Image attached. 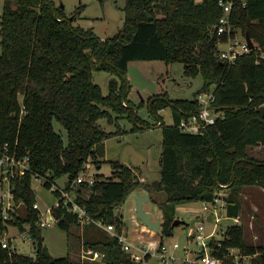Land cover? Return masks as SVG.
Listing matches in <instances>:
<instances>
[{
  "label": "trees",
  "instance_id": "1",
  "mask_svg": "<svg viewBox=\"0 0 264 264\" xmlns=\"http://www.w3.org/2000/svg\"><path fill=\"white\" fill-rule=\"evenodd\" d=\"M223 1L232 5L233 26L255 43L232 63L218 53V43L227 41L228 34L213 31L225 14L220 0H126L122 29L105 39L92 28L75 25L74 17H67L53 0H5L0 21V141L15 146L20 156L28 155L31 169L12 179L24 211L8 222L0 216V236L10 224L20 231L29 225L35 256L9 250L0 239V264H143L130 257L117 236L94 222L103 231L90 232L84 245L104 252L101 261L81 263L69 255L53 256L38 225L40 210L34 206L33 177H43L48 188L63 175L67 183L74 181L90 158L100 161L101 142L125 133L120 117L133 123V131L161 125V175L142 180L136 168L112 161L111 176L96 174L93 184L77 183L76 199L95 220L114 223L122 231L126 224L115 208L141 187L162 210L164 240L174 232L179 204L212 201L225 190L227 216L237 217L243 188H264V159L249 153L250 147L264 145V0ZM156 59L182 62L186 76H202V87L192 99H172L165 91L135 104L129 98L130 63ZM95 70L114 74L107 94L94 82ZM209 89L215 95L214 107L224 117L204 132L181 130L180 121L200 110L198 94ZM144 103L156 124L139 115ZM168 107L173 109L172 124L159 113ZM103 117L117 129L105 130L98 122ZM55 120L67 130L68 143L55 130ZM54 211L64 230L71 232L80 224L66 208ZM224 232L217 255L224 256L233 246L251 255V264H264V243L248 242L242 224L233 223Z\"/></svg>",
  "mask_w": 264,
  "mask_h": 264
},
{
  "label": "rangeland",
  "instance_id": "2",
  "mask_svg": "<svg viewBox=\"0 0 264 264\" xmlns=\"http://www.w3.org/2000/svg\"><path fill=\"white\" fill-rule=\"evenodd\" d=\"M57 6L63 8V13L73 18L75 25H81L86 28H92L95 33L105 39L119 32L125 21V4L126 0H53ZM201 1V0H197ZM5 0H0V21ZM238 37L242 39V33L239 29ZM2 36L0 34V54L2 53L1 45ZM227 46L222 44L220 49H226ZM114 74L104 71L95 70L93 72L94 82L101 86L104 94L109 92V81ZM129 79L131 82V90L129 98L137 105L143 100L144 102L152 96L167 91L172 99L187 98L192 99L197 90L202 87L203 78L201 75L196 77H188L184 74V64L182 62H174L167 64L164 60H137L130 63ZM145 104V103H144ZM264 112V106L261 108ZM161 116L165 123L172 124L174 122L173 109L171 107L161 110ZM139 115L149 120L152 124H156L157 120L151 116L148 105L145 104L139 108ZM99 124L108 131H115L116 124L109 123L107 118L99 119ZM120 128L126 129L127 132L121 135L110 137L106 140V152L99 155V162L90 158L86 163L87 172L103 177H109L113 173L111 165L112 161H122L136 170H160V160L163 150V134L160 124L155 125L148 131L133 132L131 130L133 123L124 117L118 119ZM54 128L62 134L65 143H68V132L64 126L57 120L54 121ZM250 155L264 159V145L260 148L250 147ZM67 175H63L55 183L64 185L67 182ZM146 181L152 180L150 174L144 177ZM149 179V180H147ZM32 187L35 191L36 202L39 206L43 219L47 217V209L52 207L57 196L51 188L44 185V178L35 175L32 180ZM3 191H9V183L5 182ZM3 191H0L3 192ZM141 187L131 192L126 200L115 208V212L126 224V234L129 235L134 246H142L143 242L149 244V249L153 256L150 257L146 264H162L154 250L161 239V233L152 230L142 229V222L136 216V194H141ZM225 191V190H223ZM252 191V192H251ZM227 192V191H225ZM242 209L239 217L240 222L245 229V238L248 242L264 243V191L259 186H245L242 194ZM145 208L153 211V219L163 221L160 215V208L153 204L152 201L146 202ZM206 203L204 201H192L181 203L177 206V218L186 220L189 224H182L175 227L171 236L164 238V242L170 248V252L176 255L183 254V246L189 245L186 240L187 233L190 229H196L199 225L201 216L215 211V206L209 205L210 208L205 210ZM21 207L20 213L24 210ZM219 209V208H218ZM217 209V210H218ZM218 217L221 221L217 222L219 232L225 231L223 222L229 218L226 209L220 208ZM206 231L215 228V222L204 220ZM95 223V222H94ZM91 222H82L75 224L68 232L61 228L56 222L42 227L44 244L49 252L55 257L69 255L75 261H80V247L85 243L86 238H90L91 234L97 231H103ZM7 233L3 234L4 238L18 245V251L29 256H35V247L28 237H24L17 226L10 224ZM27 235H30L29 233ZM216 237H219L217 234ZM13 238V240H12ZM179 241L181 248L174 250L172 244ZM194 244L193 242L191 245ZM248 262V261H247ZM247 264H250L249 262Z\"/></svg>",
  "mask_w": 264,
  "mask_h": 264
},
{
  "label": "built area",
  "instance_id": "3",
  "mask_svg": "<svg viewBox=\"0 0 264 264\" xmlns=\"http://www.w3.org/2000/svg\"><path fill=\"white\" fill-rule=\"evenodd\" d=\"M220 4L224 7L225 14L213 27V31H216L218 35H222L224 33L228 34L227 41H220L218 43V53L222 60L232 63L240 54L249 52L253 48L249 47L246 37H243V35L242 39L238 37L239 28H235L231 23V3H225L223 0H220ZM222 44L226 45L227 48L220 49V45ZM197 99L201 106L200 110L180 121L179 128L183 131L191 133L204 132L208 126L216 123L218 119L224 117V112L217 109L213 105L215 95L212 89L199 93ZM29 169H31V167L28 155L20 156L15 146L12 148L9 142L0 141V191H3L5 182L9 183V191H3L0 193V216L5 222L12 221L20 215V209L24 206V201L21 199L17 200L15 197L12 179L14 177L25 175ZM86 170L87 168L81 171L77 178L70 183L63 186L55 183L51 186V189L58 193L56 195L57 200L52 207L47 209L46 219H43V214H41L40 211L38 225L40 227H45L57 222L58 216L55 215L56 213L54 208L64 207L69 212L76 214L80 223L95 222L98 226L104 228L112 235L117 236L121 246L132 259L146 264L150 257L153 256L152 251L148 248V243L146 247V242H143V245L140 247H135L131 242L129 235L126 234V226L122 229V231H118L114 223H105L102 219H93L87 213L85 207L77 201L76 184L85 182L93 184L95 181L94 175L87 174ZM223 193L225 192L220 190L216 194L214 200L204 201V203H206L204 206L205 210H208L210 208L209 205H212L215 206V211L201 216L202 219L199 220L198 227L196 229L192 228L189 230L186 236V240L189 245L183 246L182 255H176L174 252H170V248L164 240H162V238L158 240V244L156 245L154 252L162 264H247L248 262L251 264V255L242 253L237 247H228L224 256L216 254L219 248L222 247L223 243L221 239L225 237V232L222 231V233H220L219 228H217V222L221 221V218L217 216V211L220 208L225 209L228 204L222 197ZM34 206L39 209L37 202ZM209 215L213 216L212 220H209ZM239 217L240 216L229 217L227 220L232 218L233 223L241 224L239 223ZM204 220L214 221L216 227L209 232L206 231ZM28 229L29 225H26V230L21 232L24 237L30 238L33 243L32 236L27 235L29 233ZM147 229L148 228L143 225L140 232ZM7 231L8 230L6 229L3 234L7 233ZM3 234L0 236L3 247L8 248L9 250L18 251V245L14 243L13 238V242H11L9 239L4 238ZM217 234L219 237H216ZM213 240L217 242V245L212 244ZM192 242L194 244L191 245ZM172 248L174 250L181 248L180 242L175 241L172 244ZM104 256V252L91 247L87 248L84 244H82L80 248V261L78 262L84 263L86 261H101ZM228 258H230V261H228Z\"/></svg>",
  "mask_w": 264,
  "mask_h": 264
},
{
  "label": "water",
  "instance_id": "4",
  "mask_svg": "<svg viewBox=\"0 0 264 264\" xmlns=\"http://www.w3.org/2000/svg\"><path fill=\"white\" fill-rule=\"evenodd\" d=\"M246 40L249 44L250 48L255 47V43L249 35H246ZM98 154L104 155L105 154V143L101 142L98 146ZM150 200V197L147 194H136V209L135 214L142 222V224L148 228L149 230L155 231L156 233L161 232L162 228V220L153 219V213L150 210L145 209L144 204ZM56 215V214H55ZM213 216H209V220H212ZM187 223L186 220L181 218H176L173 222V226L176 227L180 224ZM233 224V219L230 218L228 221L223 222L225 227H228Z\"/></svg>",
  "mask_w": 264,
  "mask_h": 264
},
{
  "label": "crops",
  "instance_id": "5",
  "mask_svg": "<svg viewBox=\"0 0 264 264\" xmlns=\"http://www.w3.org/2000/svg\"><path fill=\"white\" fill-rule=\"evenodd\" d=\"M161 110H163V109H161ZM161 110L159 111V113L161 112ZM161 114V113H160ZM155 125H151L150 127H144L142 130H136V131H133V132H143V131H148V130H150L152 127H154ZM133 127V126H132ZM132 129V128H131ZM124 130H126V129H124ZM125 132H127V130L125 131ZM107 140V139H106ZM106 140L104 141V143H105V152H106ZM260 147H263V145H257V146H255V148H260ZM135 168V167H134ZM88 170H86V172H87ZM136 173L139 175V178L140 179H142V180H145L144 179V177H146L147 175H149L150 174V176H151V178H152V180H154V179H158L159 177H160V175H161V170H146L144 173H143V170H136ZM87 174H89V175H92V174H90V173H88L87 172ZM58 180V179H57ZM147 180H149V179H147ZM67 182H68V178H67ZM67 182L65 183V184H67ZM64 184V185H65ZM62 186V185H61ZM261 188V187H260ZM263 191H264V188L262 187L261 188ZM135 191V190H134ZM133 192V191H132ZM252 192V191H251ZM140 193L141 194H147L148 195V193H147V191H146V189H144V188H141V191H140ZM149 196V195H148ZM149 201H151V200H149ZM148 201V202H149ZM144 207H145V205H144ZM145 209H147V208H145ZM148 210V209H147ZM161 210V209H160ZM152 213H153V211H151ZM160 215H162V210H161V212H160ZM210 216V215H209ZM157 220V219H156ZM183 224H186V225H188L189 226V224L190 223H183ZM180 225H182V224H180ZM82 245V244H81ZM81 248V247H80Z\"/></svg>",
  "mask_w": 264,
  "mask_h": 264
}]
</instances>
